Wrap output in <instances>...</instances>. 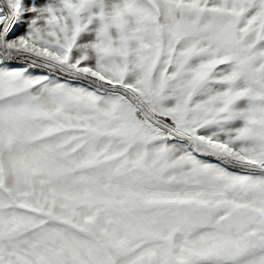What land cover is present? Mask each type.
<instances>
[{"label":"snow or ice","instance_id":"snow-or-ice-1","mask_svg":"<svg viewBox=\"0 0 264 264\" xmlns=\"http://www.w3.org/2000/svg\"><path fill=\"white\" fill-rule=\"evenodd\" d=\"M0 264H264V0H0Z\"/></svg>","mask_w":264,"mask_h":264}]
</instances>
